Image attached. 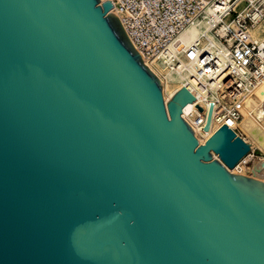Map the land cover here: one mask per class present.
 Wrapping results in <instances>:
<instances>
[{"label":"water","instance_id":"95a60500","mask_svg":"<svg viewBox=\"0 0 264 264\" xmlns=\"http://www.w3.org/2000/svg\"><path fill=\"white\" fill-rule=\"evenodd\" d=\"M113 8L0 0V264H264L252 145H201Z\"/></svg>","mask_w":264,"mask_h":264},{"label":"built area","instance_id":"2783aa9c","mask_svg":"<svg viewBox=\"0 0 264 264\" xmlns=\"http://www.w3.org/2000/svg\"><path fill=\"white\" fill-rule=\"evenodd\" d=\"M111 1L150 69L148 64L159 65L177 74L193 66L223 122L241 120L246 96L264 79V37L250 38L252 30L264 29V0ZM196 26L202 29L199 39L185 43L182 36Z\"/></svg>","mask_w":264,"mask_h":264},{"label":"bare ground","instance_id":"6f19581e","mask_svg":"<svg viewBox=\"0 0 264 264\" xmlns=\"http://www.w3.org/2000/svg\"><path fill=\"white\" fill-rule=\"evenodd\" d=\"M114 10L116 15L122 20L123 16L119 15L115 8ZM201 33V27L196 26L190 28L182 36V40L185 43H191L198 40ZM262 34L264 35V29L256 28L250 32V38L254 41H258L262 38ZM169 52H171V50H169ZM148 65L161 80L165 101L181 86L187 87L196 97L195 103L188 104L184 108L183 118H185V120L193 128L201 145H203L211 137L220 125H227L233 130L236 128H240L242 130L245 135L243 139L246 143L252 145L251 152L238 164L235 169L231 170V172L243 175L239 172V169H241L244 164L253 161L250 168L252 175L249 177L264 182V159L255 157L256 152H260L264 155V79L246 96L241 110L242 117L240 121L234 122L233 120L225 119L223 122L222 114L216 110L214 111V120L212 122L211 130L206 133L203 131V125L205 123L208 106L210 102L215 103L216 99L215 97L207 98L204 96L203 90L199 87L200 83L195 77V68L190 66L185 71H181L179 69L178 73L175 74L171 70H166L159 65H156V67L151 64ZM197 105L202 106L205 109V112L201 113L197 109ZM238 136L240 135L238 134ZM215 158H217L216 155Z\"/></svg>","mask_w":264,"mask_h":264},{"label":"rangeland","instance_id":"374dc122","mask_svg":"<svg viewBox=\"0 0 264 264\" xmlns=\"http://www.w3.org/2000/svg\"><path fill=\"white\" fill-rule=\"evenodd\" d=\"M262 37H264L263 34H262ZM163 95H164V94H163ZM164 99H165V98H164ZM165 103H166V101H165ZM184 119H185V118H184ZM185 121H186V120H185ZM234 131H235L237 134H239L241 138H244V137H245L244 133L242 132V130H241L240 128H236ZM194 132H195V131H194ZM195 136H196V134H195ZM196 138H197V137H196ZM197 139H198V138H197ZM198 141H199V140H198ZM255 157H256V158H263V159H264V155H262L260 152H256ZM252 164H253V161H250L249 163L244 164L243 167H242L241 169H239V172H241L244 176L249 177L250 175H252V172H251V170H250ZM240 175H241V174H240Z\"/></svg>","mask_w":264,"mask_h":264}]
</instances>
